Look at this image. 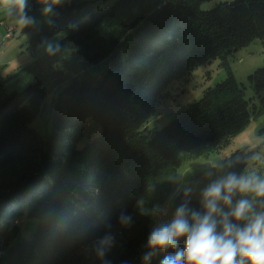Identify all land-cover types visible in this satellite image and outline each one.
<instances>
[{"label": "trees", "instance_id": "obj_1", "mask_svg": "<svg viewBox=\"0 0 264 264\" xmlns=\"http://www.w3.org/2000/svg\"><path fill=\"white\" fill-rule=\"evenodd\" d=\"M209 1L27 0L33 22L21 30L33 45L70 30L54 51L0 76V264H102L95 245L109 233L110 264H160L184 247L181 238L143 261L150 210L166 201L184 161L220 151L264 112V66L247 76L259 105L228 69L167 123L149 124L175 81L215 59L226 66L235 50L264 38V0L203 8ZM4 18L20 14L8 9ZM46 102L42 135L31 123ZM87 121L95 130L78 145ZM253 155L235 149L227 171L243 172ZM183 202L181 191L172 211ZM189 206L201 210L197 199ZM23 215L37 219L28 238L19 236Z\"/></svg>", "mask_w": 264, "mask_h": 264}, {"label": "clouds", "instance_id": "obj_2", "mask_svg": "<svg viewBox=\"0 0 264 264\" xmlns=\"http://www.w3.org/2000/svg\"><path fill=\"white\" fill-rule=\"evenodd\" d=\"M0 7L15 9L19 23H32L27 15V0H0ZM44 13L52 7L45 6ZM49 51H54L49 45ZM214 161L209 168L220 170V175L208 180L199 193L201 210L189 206L194 188L183 186L184 202L168 218L167 207L154 205L151 215L157 218L145 244L143 261H149L158 252L176 249L184 238V247L175 254L165 255L160 264H264V175L256 172L226 171L239 158ZM181 189H178L180 191ZM131 216L121 214L122 225H130ZM114 246L109 233L96 241L95 254L102 264ZM126 264V262H125Z\"/></svg>", "mask_w": 264, "mask_h": 264}, {"label": "rangeland", "instance_id": "obj_3", "mask_svg": "<svg viewBox=\"0 0 264 264\" xmlns=\"http://www.w3.org/2000/svg\"><path fill=\"white\" fill-rule=\"evenodd\" d=\"M51 3L59 4L64 0H48ZM222 0H211L202 5L203 8L214 6ZM8 9L0 7V76L13 72L20 66L29 63L34 58L49 49V45L53 46L61 39L69 30L66 27L53 35L46 38L44 41L33 45L31 43V33L23 32L22 25L19 23L20 18L5 19L4 15ZM264 66V38H256L245 46L235 50L228 57L226 66L220 64L219 59L212 62L202 64L194 69L187 81H175L169 87L168 96L161 99L156 106V111L159 117L152 118L151 126H162L167 123L177 112L181 111L189 102L201 97L204 88L209 85L221 81L227 76L230 69L236 80L246 85L244 96L251 98L256 104H260L259 95L247 83V76L257 67ZM49 108L47 102L44 108L36 115L32 121L38 131L44 135L50 129ZM91 121H87L82 129V138L78 145H83L89 135L95 130ZM90 124V125H88ZM246 146L248 150H254L252 160L246 165L243 172H257L260 169L264 170V112L257 117H252L248 124L237 134H235L229 144L223 147L220 151L210 153L208 156H200L187 161H184L178 168L177 177L173 183L172 190L166 201L160 205L167 207L168 218H171L173 213L171 205L173 199L178 195L185 184L194 188L193 199L199 201L200 190L206 186L208 180L205 179L206 173L211 170L214 175L212 179L220 175V170L210 169L209 166L217 160H225L229 154L235 149ZM227 171V169H226ZM178 189H181L178 191ZM157 218L152 215L151 223L155 224ZM20 237H29L35 229L37 219L23 215L19 218Z\"/></svg>", "mask_w": 264, "mask_h": 264}]
</instances>
